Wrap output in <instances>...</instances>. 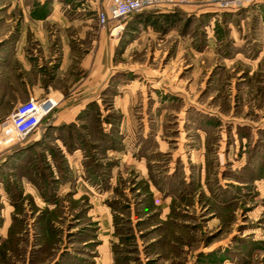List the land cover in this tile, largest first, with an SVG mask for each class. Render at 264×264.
Returning a JSON list of instances; mask_svg holds the SVG:
<instances>
[{
  "label": "rangeland",
  "instance_id": "374dc122",
  "mask_svg": "<svg viewBox=\"0 0 264 264\" xmlns=\"http://www.w3.org/2000/svg\"><path fill=\"white\" fill-rule=\"evenodd\" d=\"M51 1L0 0V123L35 81L72 97L0 147V264H264V0L111 40L90 0L86 37L47 26L60 72Z\"/></svg>",
  "mask_w": 264,
  "mask_h": 264
},
{
  "label": "built area",
  "instance_id": "2783aa9c",
  "mask_svg": "<svg viewBox=\"0 0 264 264\" xmlns=\"http://www.w3.org/2000/svg\"><path fill=\"white\" fill-rule=\"evenodd\" d=\"M98 7L95 10L97 27L106 29L113 22L112 35H117L123 28L120 22L129 15L143 10H159L175 8L187 3V0H110L109 5L103 7V0H96ZM208 6L218 9L242 8L253 0H201ZM56 101L50 97L35 98L29 96L18 104L14 110L0 123V147H8L23 141L28 134L40 126L43 119L56 108Z\"/></svg>",
  "mask_w": 264,
  "mask_h": 264
},
{
  "label": "crops",
  "instance_id": "0c3cea01",
  "mask_svg": "<svg viewBox=\"0 0 264 264\" xmlns=\"http://www.w3.org/2000/svg\"><path fill=\"white\" fill-rule=\"evenodd\" d=\"M90 0H64L58 1V0H52L50 2L51 4V10L43 15H39L36 18H31L32 25L35 26V28L39 29V34L48 38L49 40H53L54 37H58V41L61 42L60 45V53H59V59L56 60V71H66L69 66L72 64V59L74 58L73 50L71 48V45L68 44L70 40H73L72 35H68L67 33L63 32H50L47 31L48 24L50 25H65V27L76 25L78 26L79 32L76 34L79 38H84L89 33V24L87 19L83 20V14L82 12L85 11L86 7H88V3ZM110 0H103V4H107L106 7L109 5ZM42 4V1L40 2ZM74 4V5H73ZM71 6H75L76 10L78 12V15L76 17H72V15H66V11ZM185 6V5H184ZM183 7V6H182ZM188 7V6H187ZM74 8V7H72ZM191 8V6H189ZM73 10V9H72ZM82 20V21H81ZM86 21V22H84ZM41 31H44L46 33L42 34ZM104 38L112 39L111 37H114L113 35H110L108 37V34L106 31H103ZM55 56V55H54ZM53 56V57H54ZM52 63H54V60H52ZM25 97L33 96L35 98H45L50 97L53 100L56 101V104L63 105L68 104L70 98H64L63 96V89H60L58 86H52L50 83L41 84L38 81L34 82V85L29 88V91L27 93H24ZM70 104H78V101H71ZM60 113L59 111H55V113L50 114V118H57L59 117Z\"/></svg>",
  "mask_w": 264,
  "mask_h": 264
},
{
  "label": "trees",
  "instance_id": "16d2710c",
  "mask_svg": "<svg viewBox=\"0 0 264 264\" xmlns=\"http://www.w3.org/2000/svg\"><path fill=\"white\" fill-rule=\"evenodd\" d=\"M182 12L179 9L169 10H143L129 15V18L124 23V31H134L138 24L151 25L153 27L166 25H175L177 21H181ZM187 20L184 21V27Z\"/></svg>",
  "mask_w": 264,
  "mask_h": 264
}]
</instances>
